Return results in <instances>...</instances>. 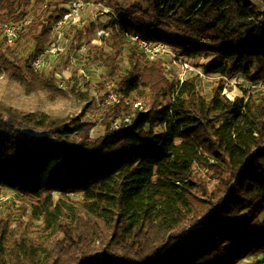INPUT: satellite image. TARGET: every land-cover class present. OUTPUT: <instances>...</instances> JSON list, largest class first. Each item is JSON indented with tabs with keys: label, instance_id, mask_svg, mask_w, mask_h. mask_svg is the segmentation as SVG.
Here are the masks:
<instances>
[{
	"label": "trees",
	"instance_id": "1",
	"mask_svg": "<svg viewBox=\"0 0 264 264\" xmlns=\"http://www.w3.org/2000/svg\"><path fill=\"white\" fill-rule=\"evenodd\" d=\"M41 1L0 0V25L28 19ZM70 1L42 11L24 65L12 45L0 46V75L29 93L87 102L73 116L0 105V193L29 199L36 222L21 232L0 214V264H240L262 255L264 93L241 87L231 99L224 89L238 74L264 86V0L119 6L125 30L168 44L218 81L209 98L195 78L175 85L165 61L149 60L114 27L90 51L107 72L82 77L103 86L110 78L122 97L112 105L100 97L107 110L97 121L81 118L95 100L89 90L60 87L31 65ZM144 89L151 105L140 109ZM95 124L101 131L91 135Z\"/></svg>",
	"mask_w": 264,
	"mask_h": 264
},
{
	"label": "rangeland",
	"instance_id": "2",
	"mask_svg": "<svg viewBox=\"0 0 264 264\" xmlns=\"http://www.w3.org/2000/svg\"><path fill=\"white\" fill-rule=\"evenodd\" d=\"M134 2V0H114L115 5H123L125 7ZM43 10L42 7L40 8V6L37 5L34 10L30 11L29 17L33 18L32 24L25 27L21 38L12 45L13 49L16 51L15 58H17L18 63L22 65H24L26 59L31 57L35 50V35L39 32L40 26L37 28H34V26L43 18ZM91 15L92 11L91 8H89L83 13L82 22L66 26L62 29V33H57L55 37L56 48L44 54L40 66L43 65L41 73L44 74L47 79H51L52 76L55 75V82L57 84L62 83L58 80L61 79L60 76H62L65 81L64 87L70 88L76 86L82 91L89 90L91 94L94 95L95 99L93 107L87 108L84 112L85 115L81 116V118H83V120L88 118L91 121H97L100 119L102 113L107 110L104 106H101L100 97L104 95L106 91L104 87L107 83L111 82V79H105L107 82L103 86L101 83L97 85L93 82L85 81L84 78H82L84 72H87L90 77L107 72L98 66L97 63H94L92 59L87 61L88 56H86V54H91L90 58L91 56L93 57V53L95 52L94 49L92 53L90 52L93 46H91L87 52H80V48L89 46V43H87L88 39L93 36L91 31H88L87 35L83 33L85 28L87 29L89 26ZM1 27L0 25V46L7 47L8 44L4 41ZM163 61H165L167 67V78L176 85L178 78L177 67L173 66L170 61ZM123 64L127 65L129 63L125 62ZM191 64L194 69L189 71L188 79H197L198 86L202 93L208 98L211 97L213 87L216 85L218 78L205 77L202 73L200 74L202 70L195 64V61H191ZM123 70H120V72H123ZM225 85L226 88L224 89V93L231 99H233L236 94L242 93L241 87L254 91L260 90L264 93V86H262V88H252L250 83L246 80V77L242 74H238L230 79L226 78ZM137 97L140 98L139 101L143 103V106L147 105L149 107L151 105V98L147 89L140 90L139 93H137ZM86 104L87 102H80L72 96H69V98L52 100L51 97H48L45 93H29L24 86L10 78L6 73L0 75V105H11L25 111L44 110L54 115L73 116L82 113L84 105ZM98 124H95L92 128L91 135L100 133L101 128ZM207 172L206 169H203L202 174L209 179L212 186L216 182V179L209 174L207 176ZM30 207L31 201L16 192L4 190L0 193V214L9 213L11 215L12 229H18L26 233L30 231L29 225L36 223L30 218Z\"/></svg>",
	"mask_w": 264,
	"mask_h": 264
},
{
	"label": "built area",
	"instance_id": "3",
	"mask_svg": "<svg viewBox=\"0 0 264 264\" xmlns=\"http://www.w3.org/2000/svg\"><path fill=\"white\" fill-rule=\"evenodd\" d=\"M65 0H42L40 3V8L42 7L43 11L54 10L59 5L63 6ZM119 3V2H118ZM68 6L67 13L54 25V32L52 35V40L40 55H38L35 59L31 61V65L34 69L41 73L42 66L41 60L44 57L45 53H48L56 48L55 45V37L57 33H62V29L66 26H71L75 24H79L83 20V13L91 8L92 15L89 19V26L84 30V34L87 35V32L91 29V23L94 24L95 29L92 32V37L88 39L89 46L80 48V52L89 51L91 46L102 45L103 42L109 38L112 29L115 27L118 31H121L125 34V36L134 42L143 54L151 61L157 60H166L170 61L173 66H176L178 69V82L179 84L183 83L186 79H188L189 71L193 70L194 67L188 61H186L182 56L178 55L173 48H171L168 44L164 42L154 41L143 37L139 33L130 32L124 29V25L121 23L119 6L121 8H126L123 5H115L114 0H71L66 4ZM33 18L29 17L28 19L20 22V23H6L2 26V36L4 41L8 45H13L19 39L20 33L25 25H29L32 23ZM84 54V53H82ZM91 55V54H90ZM89 54H86L87 61L92 59ZM168 66V64H167ZM88 71V70H87ZM83 76L87 79H92L87 72L83 73ZM61 79H58L60 87H64L63 77L60 76ZM178 86V85H177ZM115 85L107 83L106 91L103 95V103L104 105H112L116 102H120L122 99L121 95H119L115 91ZM136 107L143 109V105L141 102H137L134 104ZM130 119L127 118V122ZM115 125H118V122H115ZM259 264H264V253L261 258H259Z\"/></svg>",
	"mask_w": 264,
	"mask_h": 264
},
{
	"label": "crops",
	"instance_id": "4",
	"mask_svg": "<svg viewBox=\"0 0 264 264\" xmlns=\"http://www.w3.org/2000/svg\"><path fill=\"white\" fill-rule=\"evenodd\" d=\"M262 255L260 256H252L249 258L244 259L240 264H259V258H261Z\"/></svg>",
	"mask_w": 264,
	"mask_h": 264
}]
</instances>
